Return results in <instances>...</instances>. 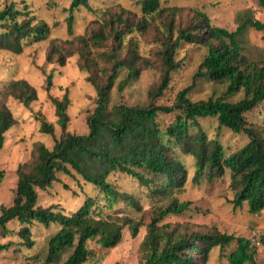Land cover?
I'll return each mask as SVG.
<instances>
[{
	"label": "trees",
	"instance_id": "16d2710c",
	"mask_svg": "<svg viewBox=\"0 0 264 264\" xmlns=\"http://www.w3.org/2000/svg\"><path fill=\"white\" fill-rule=\"evenodd\" d=\"M90 1L71 0L66 18L68 35L72 34L73 11L80 7L91 11ZM257 3L264 9V0H257ZM138 4L144 18L137 28L143 32L149 28L146 17L166 12L168 15L174 10L161 8L160 0H140ZM125 22L120 16L109 13L97 31L66 41L52 40L49 44L45 57L48 64L62 67L67 58L75 53L79 55L78 67L88 74L86 80L95 89L96 106L86 118L88 134L79 136L66 133L69 123L66 92L62 98L49 97L54 107L55 124L62 136L51 150L43 144L35 146L30 162L19 165L15 171L16 181L9 201L0 204V234H8V223L16 221L19 225L16 234L28 249L34 245L30 233L33 223L45 228L58 227L47 237L39 264H84L91 258L90 241L97 240L101 247L112 249L120 243L124 225H128L132 237L138 233L139 223L131 218L103 216V205L97 198L85 196L77 210L66 214L55 207L38 206L37 189L49 188L57 173L70 175L67 166L103 195L108 208L120 200L141 212L139 198L120 192L109 181V176L130 177L146 190V198L158 202L185 185L186 171L178 155L181 152L195 161V181H212L227 172L233 207L245 205L247 212L255 215L264 211V129L248 125L244 117L264 102V56L250 59L238 40V33L245 27L264 34V23L247 16L235 31L229 32L211 26L204 14L182 29H175L174 20H168L164 24L161 48L156 54L160 61V82L149 95L159 97L168 88L170 75L178 68L174 57L182 42L205 49L190 84L177 93L171 106L149 102L143 107L126 104L110 107L111 93L124 91L152 64L137 53L131 41L126 46L125 57L120 58L118 50L123 48L125 34L119 27ZM127 26L132 30V25ZM49 33V26L37 20L30 11L18 9L14 4L0 11V52L20 55L27 46L46 40ZM107 37L114 39L116 50L93 54L92 50L102 47ZM101 60L110 63L109 67L99 68ZM41 71L43 88L49 93L53 86L52 72L45 74L43 67ZM94 73L103 76V84L93 79ZM203 83L211 85V94L206 99L193 100L190 93ZM8 99L29 109L38 96L36 89L25 80L9 79L1 83L0 151L6 133L16 124L7 106ZM160 114H175L174 121L160 128L156 121ZM210 118L216 119L219 127L245 135L248 142L225 154L221 144L209 140L200 127V120ZM40 131L52 135L54 127L41 120ZM4 176L5 171L0 170V183ZM170 201L162 205L158 202L160 205L154 208L141 243L143 264H207L212 249H222L232 243L234 250L228 255L229 264H255L253 247L247 239L219 233L176 235L161 231L157 225L165 216L181 214L187 208L186 202ZM260 241L264 246V235ZM10 246V242L0 244V252L7 251Z\"/></svg>",
	"mask_w": 264,
	"mask_h": 264
},
{
	"label": "rangeland",
	"instance_id": "374dc122",
	"mask_svg": "<svg viewBox=\"0 0 264 264\" xmlns=\"http://www.w3.org/2000/svg\"><path fill=\"white\" fill-rule=\"evenodd\" d=\"M140 0H91V11L82 7L73 11L72 34H67L66 18L71 0H0V11L9 4H14L18 9L30 11L37 20L45 22L50 33L46 40L27 46L20 55L9 52H0V85L13 80H25L32 85L38 99L29 109L17 101L8 99L7 106L16 120V124L6 133L3 149L0 151V170L5 171L3 181L0 183V204H7L14 191L17 167L25 162H30L36 145L43 144L51 150L55 141L62 136L60 128L55 124L54 107L49 97L62 98L67 94L69 105L67 115L69 123L66 133L74 135H87L88 127L86 118L96 106V92L94 87L87 82V73L78 67L79 55L75 53L67 58L64 66L48 64L46 53L52 40L66 41L77 36L97 31L107 14H115L126 20L120 24L121 31L125 34L123 48L118 50L120 58L125 57L127 44H133L137 53L151 61V68L142 71L139 79L133 82L122 92L114 90L110 96V107L126 104L129 106H147L149 102L156 106H171L177 93L187 87L197 66L203 59L205 49L201 45L181 43L174 57L178 68L170 75L168 88L159 97L149 95V91L156 88L160 82V61L156 54L161 48L164 38V24L174 20V28H185L195 22L199 15H206L211 26L235 31L247 16L264 23V9L257 0H160L161 8H172L166 13L146 17L149 28L143 32L137 24L144 17L141 14ZM125 24V26H123ZM127 25H132V30ZM128 30L130 32H128ZM106 32V31H105ZM238 40L250 59L264 56V34L245 27L238 33ZM116 42L107 37L102 47L92 50L96 53H110L116 50ZM110 63L98 61V67H109ZM52 72V88L46 93L43 88L44 75ZM123 74L119 77H122ZM93 79L103 84V76L94 73ZM210 84H200L190 93L193 100L206 99L211 94ZM155 96V95H154ZM175 114L157 116L156 121L160 128L174 121ZM248 125L264 129V102L251 112L245 114ZM44 120L54 127L52 135L40 131V121ZM200 127L209 140L218 141L225 154H230L247 142L243 134H236L229 129L219 127L216 119L199 121ZM179 159L186 171V182L181 190L172 192V196L161 197L158 202L167 204L170 200L186 202L187 208L181 214H169L157 225L161 231L173 232L176 235H191L194 233H219L231 235L235 239L244 238L251 242L254 251L255 264H264V246L260 239L264 235V211L260 214H250L244 205L234 208L232 192L229 188V174L226 172L222 178L193 179L195 161L191 156L178 152ZM70 170V175L56 174V180L45 189H37V205L43 208L55 207L63 213L74 212L83 203L84 197L89 196L99 199L103 205V216L110 218H131L139 223L138 233L132 237L128 225H124L120 243L112 249L100 246L97 240L88 243L91 258L84 264H143L144 253L141 243L147 234L148 224L153 216L154 208L158 202L146 198V190L140 188L137 182L123 174L109 176V181L115 184L120 192L134 194L139 198L141 212L122 201H116L108 208L103 200V195L92 185L84 182L81 176ZM170 201V202H171ZM9 233L0 234V244L11 243L10 248L0 252V264H39L38 258L43 256L45 241L58 227L51 225L48 228L33 223L30 226L31 239L34 245L27 248L22 245V240L16 234L19 225L11 221L7 225ZM234 250L231 245L211 250L207 264H229L228 255Z\"/></svg>",
	"mask_w": 264,
	"mask_h": 264
}]
</instances>
